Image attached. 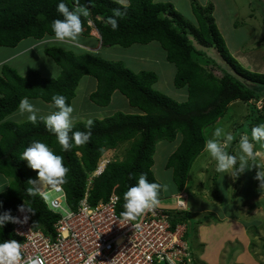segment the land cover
Masks as SVG:
<instances>
[{
  "label": "trees",
  "instance_id": "trees-1",
  "mask_svg": "<svg viewBox=\"0 0 264 264\" xmlns=\"http://www.w3.org/2000/svg\"><path fill=\"white\" fill-rule=\"evenodd\" d=\"M59 2L0 0V48H15L27 39L40 42L52 38L53 20L63 18L57 12ZM64 3L70 9L84 6L90 11L88 17H81L84 26L81 39L92 38L89 35L91 24L101 47L129 48L157 43L166 61L174 67V87L185 89L187 98L179 103L154 90L157 77L152 72L134 74L120 62L97 58L83 49L79 54L56 46L43 50L44 55L60 68V74L53 80L42 77L34 69L21 77L14 69L3 65L0 69V175L11 182L7 191L0 194V214L10 211L14 216L25 203L33 209L28 213L32 228L46 234L53 232L58 216L46 208L37 191L34 194L27 191L32 187L28 181L37 179V175L20 157L31 141H42L63 156L69 171L66 183L61 187L72 209L83 199L87 177L97 169L104 153L128 145L124 158L108 163L104 172L92 180L88 191V202L92 206L114 193L118 197L117 214L124 217V193L136 183L140 174H146L150 182L158 183L152 172L157 142H173L177 134L181 137L165 164L166 170L171 171L173 193H180L191 164L205 149L202 130L222 118L233 102L255 105L264 99V74L249 72L230 56L216 28L212 5L202 7L193 1L190 6L193 25L170 3H155L154 0H131L127 10L114 0H64ZM116 9L123 14L116 17L119 26L113 31L107 19L115 16ZM189 34L198 47L214 49L226 64V70L204 60L205 55L192 45ZM214 68L220 72L219 76L213 74ZM83 77L96 81V90L89 95L94 105L107 107L113 93L119 92L137 114L117 112L109 118L92 120L90 140L84 145L73 144L68 151H61L56 136L39 117L35 125L29 120L21 124L3 122L8 115L17 112L25 97L53 106L52 97L63 95L66 103L71 105ZM257 114L252 127L264 124V104ZM86 124H75L73 131H88ZM162 194L163 190L159 198ZM190 218L186 211L181 212L173 225L188 227ZM187 237L188 230L184 236L188 244ZM13 239L16 240L11 232V222H8L0 230V241Z\"/></svg>",
  "mask_w": 264,
  "mask_h": 264
},
{
  "label": "rangeland",
  "instance_id": "rangeland-1",
  "mask_svg": "<svg viewBox=\"0 0 264 264\" xmlns=\"http://www.w3.org/2000/svg\"><path fill=\"white\" fill-rule=\"evenodd\" d=\"M114 1L118 2V0ZM193 1L202 7L213 6L212 16L216 28L230 56L249 72L264 74V0H154L155 3H170L177 13L194 25L190 7ZM90 26L89 35L92 38L80 39V43L87 41L89 45H92L94 40L98 42V35L91 24ZM188 37L196 50L205 55L204 60H209L213 63L212 65H219L226 70V64L214 49H202L195 44L190 34ZM48 40L55 39L48 38ZM60 42H53L48 47L56 46L76 54L80 53L77 51L78 48L84 49ZM32 44L34 41L27 39L20 42L16 48H0V59L17 54L4 64L14 69L21 77H24L29 69H34L46 79H56L60 74V68L38 48L34 51L26 50ZM40 48L43 47L40 46ZM99 48L98 51L91 52L95 57L110 62H120L134 74L141 71L152 72L157 77L154 90L176 102L186 101L187 92L185 89L174 87V67L166 61L165 54L157 43L146 46L133 45L129 48L119 46ZM21 51L22 53L19 54ZM212 72L215 76L220 75L215 68ZM95 90V80L89 77H83L80 80L76 98L71 104L74 108V125L86 123L88 120L109 118L117 112L137 114V111L127 104V100L119 92L113 93L107 107L101 108L94 105L90 102L89 95ZM30 102L39 109L37 114L39 117L55 111L51 104H45L39 100H30ZM263 104L264 99L255 105L241 101L230 104L222 118L202 130L205 145L214 129L221 127L225 133L233 136L226 150L230 154L239 155L240 137L247 135L251 139L252 122ZM27 117L28 113L21 114L18 108L17 112L9 116V120L21 123L28 120ZM180 138L177 134L173 142H157L154 147L152 172L158 183L168 185L167 191L163 190L162 197L159 198L160 203L156 207L164 211L176 210V200L173 196L175 194L171 183L172 175L170 170H166L165 164L168 157L176 150ZM127 148L128 145L124 144L115 152L107 151L104 156L109 161L122 160ZM25 163L27 164V161ZM248 165L249 168L233 180L228 175L222 178V175L215 171V161L210 159L205 149L191 164L188 179L181 193L186 205L185 211L191 215L188 227L186 226L190 261L184 264H250L248 258L252 262L264 264V183L257 179V175L264 177V146L260 143L254 142V157L248 159ZM3 177L0 175V178ZM6 180L11 182L9 179ZM47 190L46 188L41 193H45L43 199L49 202L56 195ZM228 220L243 224L241 232L237 231L236 237L231 240L221 238L215 257L209 262L201 260V252L197 248L199 229L208 227L211 222L212 225H216ZM196 223H200V226ZM246 246L249 252L245 251Z\"/></svg>",
  "mask_w": 264,
  "mask_h": 264
},
{
  "label": "built area",
  "instance_id": "built-area-1",
  "mask_svg": "<svg viewBox=\"0 0 264 264\" xmlns=\"http://www.w3.org/2000/svg\"><path fill=\"white\" fill-rule=\"evenodd\" d=\"M103 168L87 177L83 199L75 209L67 203L66 194L44 185L37 190L48 189L56 196L49 202L43 199L47 209L58 216L53 232L46 234L33 229L28 212L16 211L17 222H11V232L21 243L24 260L39 254L44 264H83L89 254L99 252L97 264H184L190 261V252L184 236L185 224L173 225L186 205L181 194L175 195L176 210H147L137 220L130 221L117 214L118 197L111 193L107 200L92 206L88 202V191L92 180ZM73 213L71 217L65 210ZM25 216L27 219L25 220ZM67 229V232H65ZM165 257L164 260L160 256Z\"/></svg>",
  "mask_w": 264,
  "mask_h": 264
},
{
  "label": "clouds",
  "instance_id": "clouds-1",
  "mask_svg": "<svg viewBox=\"0 0 264 264\" xmlns=\"http://www.w3.org/2000/svg\"><path fill=\"white\" fill-rule=\"evenodd\" d=\"M118 3L124 10H127L131 6V0H118ZM56 8L57 12L63 18L53 20L52 38L50 39L58 40V42H69L76 47L84 48V45L80 43L81 34L84 31L81 17H88L90 15L89 9L84 6L70 9L69 6L64 3V0H60ZM122 14L120 9H116L115 16L107 19V23L113 31L119 26L116 17H120ZM52 104L56 110L46 116H40L39 119L45 123L48 131L56 136L61 151L70 150L73 144H86L91 137V126L93 121H87L86 128H88V131H73V106L66 103V98L63 95L53 96ZM38 111L39 109L30 102L29 98L25 97L20 101L19 112L21 114L28 113L27 119L34 125L37 123ZM232 140L233 136L231 134L225 133L224 129L221 127H216L211 137L206 142L205 151L210 159L215 161V171L221 174L222 178L228 175L235 180L239 174L249 168L248 159L254 157V142L264 146V124H259L251 128V139L247 135H242L240 137L239 155L230 154L226 150ZM20 158L27 161L28 167L36 171L37 179L28 181L32 185V187L27 189L30 194H34V192L38 190V185H46L53 189L60 190V186L66 183V175L69 169L64 165V158L56 154L46 143L39 140L31 141L24 149ZM110 162L111 161H107L106 159L104 160L103 155L98 162L97 169L100 167L103 168V173L105 167ZM97 169L93 173H95ZM257 179L261 183H264V177L257 175ZM167 189V184L150 182L146 174H140L136 183L130 186L124 193V211L122 215L130 221L137 220V218L143 215L147 210L154 209L159 205L160 193L162 190L167 191ZM181 193L182 192L175 195ZM18 211L22 213H31L33 209L29 208L24 203L19 206ZM65 212L68 217L73 215V213L67 209ZM26 219L27 216H25V220ZM8 222L15 223L17 222V218L12 216L10 211H5L0 214V230H2ZM65 232H67V229H65ZM21 248V243L14 239L0 241V264H44L39 254L29 256L27 261H25ZM98 255L99 252L97 250L89 254L84 258L83 264H97L95 257ZM160 259L164 260L165 257L161 255Z\"/></svg>",
  "mask_w": 264,
  "mask_h": 264
},
{
  "label": "crops",
  "instance_id": "crops-1",
  "mask_svg": "<svg viewBox=\"0 0 264 264\" xmlns=\"http://www.w3.org/2000/svg\"><path fill=\"white\" fill-rule=\"evenodd\" d=\"M45 41H47V42H45ZM52 41L53 42H58V40H48V39H45L44 41H40V42H35L34 41V44H32L29 47H27L26 50L34 51L36 48H38L40 51L43 52V50L46 47H48V45L53 44ZM93 42H94V44L92 43V45H89V42H87V41H85L84 43H81L82 45H84V49L83 50L89 51V52L98 51L100 49L99 47H101V45L95 40ZM60 43L66 44V45H73V44H71L69 42H60ZM40 46H42L43 48H40ZM33 47H35V48H33ZM80 50H82V49H80ZM77 51H79V48H78ZM21 53H22V51L19 52V54H21ZM16 56H17V54H14L13 56L9 55L8 57H2V59H0V69L3 66L4 63H7L8 61H10V58H13V57H16ZM127 104H128V102H127ZM13 114H11V115H13ZM9 116L10 115H8V117H6L3 120V122H10V123H14L15 124L16 122L9 120ZM26 121H28V120H26ZM26 121H23L21 123H24ZM21 123L19 122V123H16V124H21ZM115 151H116V149L115 150H111V152H115ZM106 152H105V154H106ZM110 153H108V154H110ZM104 159H106L105 156H104ZM106 160L109 161L108 159H106ZM6 179L7 178H5V177L0 178V190L3 189L2 191H0V194L5 192V191H7V189L9 188L8 184H10V183ZM231 221L232 220H228L225 223L216 224V225H212V222H211L208 227H202V228L199 229V231H200L199 236L200 237H199V241L197 243V244H199V245H197V248L201 252V256H200L201 260H203V261L206 260L208 262L211 261V259L214 258L215 255L217 254V249H218V245L221 243V242H219L221 238L225 237L224 239H230L231 240V239L236 237L235 233L237 231L241 232V230H242L241 227L243 226V224H241L239 222H231ZM233 225H235V226H233ZM245 251L249 252L248 251V246L245 247ZM248 259L250 260L249 262H251L250 264H258V262H255V261L252 262V260L250 258H248Z\"/></svg>",
  "mask_w": 264,
  "mask_h": 264
},
{
  "label": "bare ground",
  "instance_id": "bare-ground-1",
  "mask_svg": "<svg viewBox=\"0 0 264 264\" xmlns=\"http://www.w3.org/2000/svg\"><path fill=\"white\" fill-rule=\"evenodd\" d=\"M42 186H44V185H38L37 186V189H39L40 190V188H42ZM37 191V190H36ZM38 192V191H37Z\"/></svg>",
  "mask_w": 264,
  "mask_h": 264
}]
</instances>
